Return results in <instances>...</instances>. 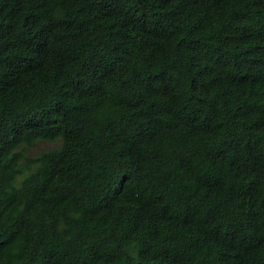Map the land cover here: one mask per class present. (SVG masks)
Returning <instances> with one entry per match:
<instances>
[{
  "label": "trees",
  "instance_id": "obj_1",
  "mask_svg": "<svg viewBox=\"0 0 264 264\" xmlns=\"http://www.w3.org/2000/svg\"><path fill=\"white\" fill-rule=\"evenodd\" d=\"M0 264H264V0H0Z\"/></svg>",
  "mask_w": 264,
  "mask_h": 264
},
{
  "label": "rangeland",
  "instance_id": "obj_2",
  "mask_svg": "<svg viewBox=\"0 0 264 264\" xmlns=\"http://www.w3.org/2000/svg\"><path fill=\"white\" fill-rule=\"evenodd\" d=\"M49 147H50V146L47 145V144H36V145L30 150V152L36 153V152H39V151L46 150V149H48Z\"/></svg>",
  "mask_w": 264,
  "mask_h": 264
}]
</instances>
